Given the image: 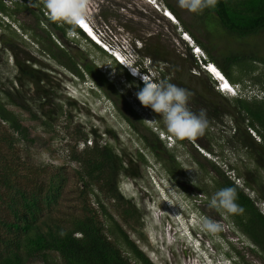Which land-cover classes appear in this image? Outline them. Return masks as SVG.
Wrapping results in <instances>:
<instances>
[{"label":"trees","instance_id":"trees-1","mask_svg":"<svg viewBox=\"0 0 264 264\" xmlns=\"http://www.w3.org/2000/svg\"><path fill=\"white\" fill-rule=\"evenodd\" d=\"M3 1L0 0V14H3L0 16V25L4 24L6 18H15L23 12L35 15L39 21H46L47 27L53 31L44 30L46 36L38 37L42 38V52L73 75L91 76L98 87L104 89L108 97H112L110 93L117 89L95 63L78 62L69 49L61 48L52 40L54 33L60 32L66 37L68 25L61 26L49 21L44 14L43 5L29 7V0H23L22 3H14V10H9ZM151 1L155 4V1ZM164 6L182 24V30L207 54L203 63H213L231 85L241 83L244 89L259 86L264 92V73L254 75L257 65H264V46L217 51L211 39L217 35L243 40L264 34V0H218L214 9H205L203 13L196 14L192 23H187L170 3H165ZM76 36L109 56L124 76L139 83L138 91L144 87V83L129 74L126 68L94 43L80 27ZM145 51L147 58L154 63L157 59L169 56L168 51L158 45L147 44ZM187 55L191 60L184 61L175 79H171V73H165L159 64L154 66L163 70L161 81L171 82L192 94L189 107L193 112L199 113L201 109L206 111L208 128L197 139L198 145L211 154L213 150L210 141L206 142L209 132L213 125L223 123L224 118H228L233 123L232 142L245 150L256 165V171L249 170L245 175L237 168H230L243 181L240 186L227 171L209 161L211 171L215 174L211 179L214 189L209 192L208 186L201 182L198 190L211 199L219 189L236 188L237 203L245 212L243 215H225L264 258V212L259 204L264 202V99L236 97L227 100L223 93L215 90L216 82L206 71V75L194 76L195 80L192 79L193 84L201 87L200 90L185 85L184 72L189 62L192 63L190 69L201 68L194 58L192 48H188ZM166 63L167 61L163 62L164 65ZM17 69L15 81L0 92V264H56L54 257L60 264H154L130 238L124 226L116 221L103 201L106 198L115 203L125 225L131 226L132 222L142 225L143 215L133 200L119 192L118 184L121 175L142 178L141 167L147 165V158L140 152L126 157L113 145L101 144L102 136L93 130L95 140L91 146L86 145L82 150L77 149L76 145L70 146L69 163H75L77 167L76 197H68L66 188L70 180L63 171L70 164L54 167L35 162L31 156L23 154L19 150L21 144L26 150L34 145L41 147L44 153L50 150L44 141L32 136L30 127L12 109H21L30 116V120L42 121L46 129L50 128L55 113L46 107H50L57 99L56 89L51 84V73L55 72L45 68L42 62L34 58L17 61ZM235 70H239V76L234 75ZM175 71L177 73V66ZM3 80L0 73V87L4 84ZM25 89H32L35 95H30ZM116 94L118 95L117 92ZM219 100L228 102L222 104ZM74 103L68 99L67 105L74 109ZM123 117L138 131L135 120L129 116ZM250 130L256 133L257 138ZM113 131L108 129L107 134L118 141L119 138ZM88 138L87 133H81L78 141L87 142ZM141 139L158 160L164 161V142L159 133H153L150 137L144 134ZM186 141L179 143L183 145ZM194 151L199 154L195 148ZM177 157L179 156L171 155L170 162L165 165L169 175L173 177L176 174L183 175L182 163ZM198 165L205 171L206 167L202 162L198 161ZM252 173L256 177L250 179L247 174L253 176Z\"/></svg>","mask_w":264,"mask_h":264},{"label":"rangeland","instance_id":"rangeland-1","mask_svg":"<svg viewBox=\"0 0 264 264\" xmlns=\"http://www.w3.org/2000/svg\"><path fill=\"white\" fill-rule=\"evenodd\" d=\"M153 1L155 4L146 0H94V7L88 21L103 42L111 44L117 53L128 56V65L135 63L147 70L159 64L165 73H171V79H175L184 61L191 60L187 55L190 45L182 37V24L166 18L164 5L165 3L173 5L187 23H192L196 19V14L181 9L177 0ZM3 3L9 10L16 8L13 0H4ZM16 16L6 18L12 23L11 25L7 20L0 25V73L5 84L0 87V92L7 88L10 82L15 81L18 74L17 61L34 58L42 62L45 68L55 72L51 73L53 81L51 84L56 89L55 96L57 97L50 107H46L55 113L51 127L47 129L42 125V121L30 120L26 112L12 108L21 116L26 126L30 127L32 136L40 138L41 142L44 141L50 151L44 153L41 147L35 145L26 150L23 144L19 145V150L26 156H31L38 163L54 167L70 164L63 171L70 180L66 195L75 199V170L77 167L75 163H69L70 146L76 145V148L80 150L86 145L91 146L95 140L92 131L96 130L99 136H102L101 144L113 145L126 157L135 156L140 152L148 160L147 165L144 164L141 167L142 178L130 179L124 185L125 194L133 197V201L143 215L142 225L133 222L131 226L125 225L115 203L106 198H103V201L106 202V206L116 221L124 226L130 238L154 264H264L262 254L255 249L251 241L234 226L227 215L210 208V197L198 190L201 182L208 186L209 192L214 189L211 179L215 174L211 171L209 161L227 171V174H230L240 186L243 185V181L239 180L238 173H234L231 169L237 168L244 175L249 170L256 171L255 162L248 153L232 142L233 123L228 118H224L223 123L213 125L206 140V142L210 141V147L213 150L211 154L203 150L197 140L193 144L186 141L181 145L179 140L166 132L162 117L140 103L136 96L139 83L124 76L109 56L96 50L79 36L71 40L67 36L63 37L60 32L51 36L58 46L69 49L78 62L95 63L116 87L117 90L113 89L110 93L112 97H108L104 89L98 87L91 76L73 75L42 52V38L38 37L46 36L45 31L48 29L53 31L47 27L46 21H39L29 12L19 13ZM211 39L217 51L227 48L234 50L264 46V34L243 40L217 35L212 36ZM147 44L165 48L169 56L157 59L155 63L151 62L145 51ZM194 58L201 68L191 67L190 69L192 63L189 62L184 72L183 83L200 90L201 87L193 84L192 79L194 76H204L206 73L200 64L203 57L194 54ZM162 61H167L166 65ZM257 66L254 75L264 73V65L258 64ZM234 75L239 76V70H235ZM215 82L214 88L218 91V82ZM234 87L236 88L235 95L223 94L228 98L227 100L236 97L253 99L264 94L259 86L253 88L249 86L244 89V85L240 83ZM27 91L30 95H35L32 89ZM68 99L75 102L74 109L67 105ZM227 102L220 101L222 104ZM124 115L135 120L138 131L129 125ZM144 120L156 121L153 124H147ZM108 129L116 132L118 141L107 134ZM81 133L89 135L87 142L78 141ZM153 133H159L164 142L162 153L164 161L158 160L141 139V135L145 134L150 137ZM250 133L256 136L254 131L250 130ZM194 148L199 152L198 155ZM171 155L180 157L178 161L182 163L183 175L176 174V177L169 175L165 165L170 162ZM198 161L206 167L205 171L200 168ZM251 175L253 176L247 174L250 179L256 177L254 173ZM248 193L256 198L252 191ZM259 204L261 209H264V202H259ZM169 206L177 215V219L169 210ZM201 217H209L219 222L222 225V231L213 236L202 230ZM189 237L200 240L197 246L198 251L195 250L194 243ZM53 259L56 264H60L55 257Z\"/></svg>","mask_w":264,"mask_h":264},{"label":"clouds","instance_id":"clouds-1","mask_svg":"<svg viewBox=\"0 0 264 264\" xmlns=\"http://www.w3.org/2000/svg\"><path fill=\"white\" fill-rule=\"evenodd\" d=\"M13 1L14 3L23 2V0ZM149 1L152 3L151 0ZM177 2L181 9H185L194 14H201L205 9H214L218 4V0H177ZM40 5H43L45 10L44 14L49 21L61 26L65 24L69 26L66 30V36L71 40L76 37L77 29L80 26L82 28V25L89 19L90 13L94 7V0H29L28 3L29 7H39ZM164 12L165 15L166 13H170L169 15L172 16V18L168 16L170 20H176L169 10L164 9ZM7 22L10 25L12 24L8 20ZM82 30H85V32L88 33L86 29L83 28ZM94 31L96 32V30ZM88 34L91 36L89 38L95 43L92 39V36L94 35H91L90 33ZM98 37L100 38L99 35ZM119 54L128 62V56L122 55L121 53ZM204 59L206 58L204 57ZM116 61L122 65L117 59ZM125 66L123 67L126 68L131 75L133 74V77L138 74L135 78L144 83V87L136 93L138 100L144 107L151 108L155 113L162 117L164 128L171 137H174L179 141L187 140L195 142L199 137L204 135L208 128L206 111L201 109L199 113H195L190 109L189 102L192 94L187 89L168 81H161L163 73L161 67L159 68L153 65L152 69L148 68L147 70H142L139 68L138 64L135 63L133 65ZM212 78L217 82L220 80L222 86L227 85L228 88L233 86L227 81L217 78V76ZM84 84L86 85V80ZM226 93L231 95V92L228 89L225 90V93L223 94ZM258 98L264 99V94ZM155 121L156 120H144L147 124H153ZM177 159H180V157H177ZM130 179L136 180L133 177L121 175L118 188L119 192L124 197L133 200V197H128L124 192V185H126L128 183L127 181ZM155 185L160 191L159 186L156 183ZM237 200L238 193L236 188L225 187L213 193L209 207L221 211L222 214L243 215L245 209L237 203ZM169 210L177 219V215L170 206ZM183 211L185 212V209H183ZM262 212H264V209H262ZM200 227L202 230L213 236L222 231V225L209 217L200 218ZM189 238L192 243H194L193 246L195 250L198 251L199 248H197V246L199 245L198 242L200 240L195 237ZM194 239H196V242H194Z\"/></svg>","mask_w":264,"mask_h":264},{"label":"built area","instance_id":"built-area-1","mask_svg":"<svg viewBox=\"0 0 264 264\" xmlns=\"http://www.w3.org/2000/svg\"><path fill=\"white\" fill-rule=\"evenodd\" d=\"M183 39L185 40V41H187L188 43H189V45H190V48H192V50H193V53L195 54V55H200L201 56V61H200V64L203 66V70L204 71H206L208 74H210L212 77H214V76H216V74L214 73V71L213 70H216V67H215V65L213 64V63H210V62H208V63H203L202 62V60H205L204 59V53L202 52L203 50L199 47V46H197L196 45V43H195V41L192 39V37L188 34V33H185L184 31H183ZM199 57V56H198ZM205 58H206V55H205ZM220 87H221V89H220ZM236 88L234 87V85L231 87V90H230V92H231V95H235L236 94V90H235ZM217 90L218 91H220V92H222V93H225V90H227L226 88H225V86H222L221 85V83H220V80L218 81V86H217Z\"/></svg>","mask_w":264,"mask_h":264},{"label":"bare ground","instance_id":"bare-ground-1","mask_svg":"<svg viewBox=\"0 0 264 264\" xmlns=\"http://www.w3.org/2000/svg\"><path fill=\"white\" fill-rule=\"evenodd\" d=\"M147 1V0H146ZM170 14V13H169ZM167 18H169L168 16L169 15H165ZM174 21H175V23L177 22V20H175L174 19ZM173 21V22H174ZM89 25H88V24ZM82 28H86L87 30H88V32L91 34V35H94V36H96L98 39H100L99 37H98V34L94 31V29H93V27L91 26V24L89 23V21L87 20L83 25H82ZM87 35V34H86ZM88 36V35H87ZM89 37V36H88ZM214 73L216 74V76H217V78H219V79H221L222 78V76H220L222 73H221V71L216 67V70L214 71ZM217 73H219V75H217ZM223 75V74H222ZM226 79V78H225ZM222 80V79H221ZM227 80V79H226ZM227 82L229 83V81L227 80ZM230 84V83H229ZM231 85V84H230ZM226 89H228V90H231V88H228V87H225Z\"/></svg>","mask_w":264,"mask_h":264},{"label":"water","instance_id":"water-1","mask_svg":"<svg viewBox=\"0 0 264 264\" xmlns=\"http://www.w3.org/2000/svg\"><path fill=\"white\" fill-rule=\"evenodd\" d=\"M148 2H150L149 0H147ZM173 15V14H172ZM88 24V23H87ZM89 25V24H88ZM80 28H81V26H80ZM81 29H83V28H81ZM84 29H86V28H84ZM87 30V29H86ZM84 32H85V30H83ZM88 31V30H87ZM88 36H89V32L87 33V32H85ZM89 37H91V36H89ZM220 76H222V78L221 79H223L224 81H227L226 79H225V77L221 74Z\"/></svg>","mask_w":264,"mask_h":264},{"label":"snow or ice","instance_id":"snow-or-ice-1","mask_svg":"<svg viewBox=\"0 0 264 264\" xmlns=\"http://www.w3.org/2000/svg\"><path fill=\"white\" fill-rule=\"evenodd\" d=\"M213 71H215V70H213ZM217 75H219V73H217ZM225 87H227V85H225Z\"/></svg>","mask_w":264,"mask_h":264}]
</instances>
